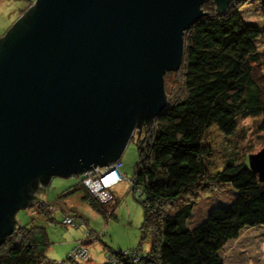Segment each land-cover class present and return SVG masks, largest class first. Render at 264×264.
Listing matches in <instances>:
<instances>
[{
	"label": "water",
	"instance_id": "obj_1",
	"mask_svg": "<svg viewBox=\"0 0 264 264\" xmlns=\"http://www.w3.org/2000/svg\"><path fill=\"white\" fill-rule=\"evenodd\" d=\"M212 1L218 12L233 0ZM200 2L34 0L5 31L0 242L18 208L42 201L50 176L118 160L133 130L164 107L162 76L181 60L183 31L205 14ZM247 167L264 181V145Z\"/></svg>",
	"mask_w": 264,
	"mask_h": 264
},
{
	"label": "trees",
	"instance_id": "obj_2",
	"mask_svg": "<svg viewBox=\"0 0 264 264\" xmlns=\"http://www.w3.org/2000/svg\"><path fill=\"white\" fill-rule=\"evenodd\" d=\"M244 1L233 0L215 12L212 0H201L205 14L183 31L181 60L162 76L166 103L144 128L140 125L137 161L128 179L141 199V230L147 231L142 233L149 236L148 247L111 250L103 264H223L219 252L227 241L245 227L264 226V181H258L247 163L234 159L220 170L209 171L204 158L211 149L201 141L211 124L229 135L237 120L246 116H259L258 128L264 134V71L257 50L264 28L244 21L239 12ZM257 3L264 19V0ZM169 72L179 76L172 91L164 83ZM73 175L77 182L57 196L79 191L89 207L111 217L114 199L107 213L83 185L81 174ZM225 186L235 190V197L211 207L199 222L190 221L192 198ZM32 205L38 211H50L40 201ZM73 223L76 228L84 224L82 220ZM47 246L42 227L14 226L0 242V264H41ZM63 263L87 264L68 256Z\"/></svg>",
	"mask_w": 264,
	"mask_h": 264
},
{
	"label": "rangeland",
	"instance_id": "obj_3",
	"mask_svg": "<svg viewBox=\"0 0 264 264\" xmlns=\"http://www.w3.org/2000/svg\"><path fill=\"white\" fill-rule=\"evenodd\" d=\"M34 0H0V37L21 15V13L33 3ZM240 15L244 21L258 23L264 28V19L260 15L257 0H246L240 8ZM262 34V35H261ZM257 40V50L260 51V67L264 71V32ZM177 73L169 72L165 75V88L175 90L174 80L178 79ZM179 81V79H178ZM259 116H246L239 118L234 132L223 134L214 124L205 130L202 144L210 147V153L204 158V166L209 171L220 170L226 161H244L247 163V155L258 151L264 145V134L259 130ZM136 128V127H135ZM134 128V129H135ZM140 135L132 132V136L123 147L119 160L121 165L119 172L123 176L118 183L110 188L114 199V209L111 217L89 207L80 198L79 191H73L67 197L57 196L63 189L77 182V176L71 174L67 177L52 176L45 185L44 196L39 195L41 202L45 203L48 213L38 211L32 204L18 208L14 218L19 222L14 226H40L44 229L48 246L44 251L45 260L41 264H64L68 253L76 246L77 241H83L80 245L85 251L84 259L75 261L87 264H103L109 252L140 247L146 250L149 236L145 229L141 230L143 223L142 205L139 203L135 190L128 184L132 177L134 165L137 161V149L135 145ZM56 186L57 191H53ZM199 194H204L200 192ZM200 196V197H199ZM195 195L193 200L192 216L190 221L199 222L214 206L230 202L235 197L228 186L209 189L205 195ZM141 198V197H140ZM111 201L102 204L105 210L113 204ZM45 206V207H46ZM46 207V208H47ZM68 215L73 221L82 220V227L76 228L70 224L64 225L62 219ZM50 216V217H48ZM13 226V227H14ZM92 232L91 237H86L84 230ZM223 264H264V226L257 225L243 228L235 239L227 241L219 252Z\"/></svg>",
	"mask_w": 264,
	"mask_h": 264
},
{
	"label": "built area",
	"instance_id": "obj_4",
	"mask_svg": "<svg viewBox=\"0 0 264 264\" xmlns=\"http://www.w3.org/2000/svg\"><path fill=\"white\" fill-rule=\"evenodd\" d=\"M120 161L115 160L107 163L104 166L91 167L88 170L80 173L84 178L82 180L83 185L89 190L91 196L94 197L99 203L105 204L107 201H111L113 198L109 194V189L116 183H118L123 176L119 172ZM105 211L110 213L112 211V206H108ZM64 225L70 224L74 225L73 219L67 215L62 219ZM87 232V231H85ZM89 237V233L85 234ZM91 237V235H90ZM84 243L81 241L79 245H76L69 253L68 259L75 261L77 259H84L85 251L80 245ZM86 258V255H85Z\"/></svg>",
	"mask_w": 264,
	"mask_h": 264
},
{
	"label": "crops",
	"instance_id": "obj_5",
	"mask_svg": "<svg viewBox=\"0 0 264 264\" xmlns=\"http://www.w3.org/2000/svg\"><path fill=\"white\" fill-rule=\"evenodd\" d=\"M53 191H57V188H56V186L53 188ZM41 202V201H40ZM43 203V202H42ZM86 256H87V254H86Z\"/></svg>",
	"mask_w": 264,
	"mask_h": 264
}]
</instances>
